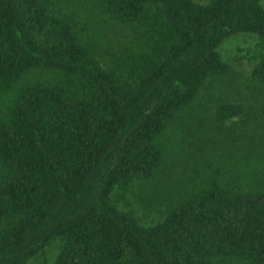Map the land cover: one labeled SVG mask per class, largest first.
Wrapping results in <instances>:
<instances>
[{
	"label": "trees",
	"instance_id": "obj_1",
	"mask_svg": "<svg viewBox=\"0 0 264 264\" xmlns=\"http://www.w3.org/2000/svg\"><path fill=\"white\" fill-rule=\"evenodd\" d=\"M262 2L0 0V264H28L57 239L55 264H264L257 152L216 161L198 147L152 226L112 199L171 170L177 124L230 75L223 42L258 38L264 89ZM244 113L215 110L221 126Z\"/></svg>",
	"mask_w": 264,
	"mask_h": 264
},
{
	"label": "rangeland",
	"instance_id": "obj_2",
	"mask_svg": "<svg viewBox=\"0 0 264 264\" xmlns=\"http://www.w3.org/2000/svg\"><path fill=\"white\" fill-rule=\"evenodd\" d=\"M197 1L209 4L212 0ZM257 44L258 38L252 34H238L222 43L219 52L231 66L230 75L210 82L190 116L177 124L182 149L178 154L170 151L171 170L151 184H134L128 193L114 192L113 202L142 225L152 226L164 218L171 196L178 195L202 160L198 147L207 149L216 161L223 156L237 161L248 150L264 157V89L253 81L256 62L250 61ZM105 65L111 66L108 59ZM219 103L243 105L245 113L221 126L215 116ZM62 245L61 239L55 240L28 264H55Z\"/></svg>",
	"mask_w": 264,
	"mask_h": 264
}]
</instances>
